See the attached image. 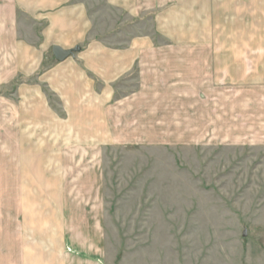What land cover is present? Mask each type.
Returning <instances> with one entry per match:
<instances>
[{
  "label": "crops",
  "instance_id": "crops-1",
  "mask_svg": "<svg viewBox=\"0 0 264 264\" xmlns=\"http://www.w3.org/2000/svg\"><path fill=\"white\" fill-rule=\"evenodd\" d=\"M0 91V264H108L110 147H264V0H0Z\"/></svg>",
  "mask_w": 264,
  "mask_h": 264
},
{
  "label": "rangeland",
  "instance_id": "rangeland-1",
  "mask_svg": "<svg viewBox=\"0 0 264 264\" xmlns=\"http://www.w3.org/2000/svg\"><path fill=\"white\" fill-rule=\"evenodd\" d=\"M108 165L103 263L264 264V147H110Z\"/></svg>",
  "mask_w": 264,
  "mask_h": 264
},
{
  "label": "water",
  "instance_id": "water-1",
  "mask_svg": "<svg viewBox=\"0 0 264 264\" xmlns=\"http://www.w3.org/2000/svg\"><path fill=\"white\" fill-rule=\"evenodd\" d=\"M76 50H72V51H63L60 48L55 47L53 49V55L54 58L58 61V62H63L65 61L67 58H69L70 56H72L75 53Z\"/></svg>",
  "mask_w": 264,
  "mask_h": 264
},
{
  "label": "trees",
  "instance_id": "trees-1",
  "mask_svg": "<svg viewBox=\"0 0 264 264\" xmlns=\"http://www.w3.org/2000/svg\"><path fill=\"white\" fill-rule=\"evenodd\" d=\"M78 50V49H77ZM75 53H76V51H75Z\"/></svg>",
  "mask_w": 264,
  "mask_h": 264
}]
</instances>
